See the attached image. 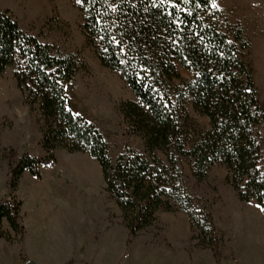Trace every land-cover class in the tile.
<instances>
[{"label": "trees", "instance_id": "obj_1", "mask_svg": "<svg viewBox=\"0 0 264 264\" xmlns=\"http://www.w3.org/2000/svg\"><path fill=\"white\" fill-rule=\"evenodd\" d=\"M215 1L80 0L87 47L137 98L123 104L121 114L144 149L126 147L115 161L100 130L68 106L64 84L86 68L81 54L40 42L9 11H0V75L13 70L25 104L43 123L45 153L34 157L9 150L12 194L0 200V240L21 241L26 234L23 202L15 195L18 180L25 172L41 180V168L56 163L62 149L99 164L128 244L153 227L159 213L180 211L197 233L198 247L211 250L220 263L223 235L211 212L194 206L179 164L189 160L197 182L214 166L225 167L239 200L256 201L264 210V109L247 61L251 43L241 30L224 28ZM177 65L192 77L182 79ZM188 105L208 118V128L190 115Z\"/></svg>", "mask_w": 264, "mask_h": 264}, {"label": "rangeland", "instance_id": "obj_2", "mask_svg": "<svg viewBox=\"0 0 264 264\" xmlns=\"http://www.w3.org/2000/svg\"><path fill=\"white\" fill-rule=\"evenodd\" d=\"M215 7L222 12L224 28L241 30L251 43L247 61L254 68L264 109V0H216ZM0 11H9L20 28L40 42L81 54L86 68L64 84L68 106L100 130L113 161L126 147L143 151L142 140L128 133L121 114V106L137 98L121 75L102 66L95 50L87 47L77 0H0ZM177 69L182 79L192 77L182 66ZM188 111L202 128L209 127L208 118L192 105ZM42 126L8 69L0 75V200L12 194L9 150L45 155ZM260 131L264 151V121ZM56 156V163L41 168V180L34 178L43 187L41 195L33 194L35 181L28 172L18 180L15 195L23 184L16 196L23 202L26 234L21 241L0 240V264H217L211 250L198 247L197 233L180 211L159 213L154 226L128 244V231L99 164L87 154L62 149ZM158 157L166 161L162 154ZM261 166L264 169V161ZM179 167L194 206L210 211L223 235L219 264H264V210L257 202L239 200L221 165L203 182L193 177L189 160L182 159ZM39 204L42 214L35 208ZM3 229L11 233L6 223Z\"/></svg>", "mask_w": 264, "mask_h": 264}, {"label": "crops", "instance_id": "obj_3", "mask_svg": "<svg viewBox=\"0 0 264 264\" xmlns=\"http://www.w3.org/2000/svg\"><path fill=\"white\" fill-rule=\"evenodd\" d=\"M31 179L35 182H33V194L37 196L41 195V192L43 191V187L41 184H38L33 176H31ZM24 189L23 184L21 185L20 189L18 190L17 194L21 193V190ZM25 203V202H24ZM36 210L42 214V210L44 209L43 204H39L38 206L35 205Z\"/></svg>", "mask_w": 264, "mask_h": 264}, {"label": "snow or ice", "instance_id": "obj_4", "mask_svg": "<svg viewBox=\"0 0 264 264\" xmlns=\"http://www.w3.org/2000/svg\"><path fill=\"white\" fill-rule=\"evenodd\" d=\"M77 2L79 3V2H80V0H77Z\"/></svg>", "mask_w": 264, "mask_h": 264}, {"label": "bare ground", "instance_id": "obj_5", "mask_svg": "<svg viewBox=\"0 0 264 264\" xmlns=\"http://www.w3.org/2000/svg\"><path fill=\"white\" fill-rule=\"evenodd\" d=\"M82 184H83V182H82ZM47 216V215H46Z\"/></svg>", "mask_w": 264, "mask_h": 264}, {"label": "water", "instance_id": "obj_6", "mask_svg": "<svg viewBox=\"0 0 264 264\" xmlns=\"http://www.w3.org/2000/svg\"><path fill=\"white\" fill-rule=\"evenodd\" d=\"M32 264V263H31Z\"/></svg>", "mask_w": 264, "mask_h": 264}]
</instances>
